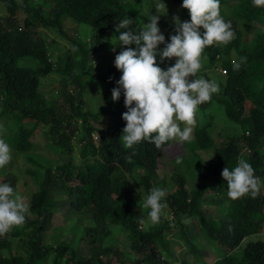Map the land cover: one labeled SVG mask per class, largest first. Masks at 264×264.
I'll list each match as a JSON object with an SVG mask.
<instances>
[{
    "label": "trees",
    "instance_id": "16d2710c",
    "mask_svg": "<svg viewBox=\"0 0 264 264\" xmlns=\"http://www.w3.org/2000/svg\"><path fill=\"white\" fill-rule=\"evenodd\" d=\"M0 1L8 14L0 16V122L12 156L26 157L33 166L41 165L32 152L39 146L32 138L40 128L47 135L46 149L53 148L59 155L66 150H79L82 156V162L77 163L70 157L61 162L55 155V170L42 164L41 180L33 166L25 169L38 188L30 196L24 224L0 236V264H177L180 257V264H264V239L241 245L247 236L263 230L264 186L255 197L245 195L233 200L228 197L227 183L221 176L224 167L231 169L243 158L252 165L254 175L264 181V8L253 6L251 0H239L234 5L230 0H220L221 15L231 22L235 38L227 45L208 46L202 53V68L205 58L209 60L206 65L222 59L226 78L218 81L221 86L211 99L198 107L193 141L189 143L194 152L215 148L216 153L207 162L197 157L199 171L192 187L183 172L173 173L176 188L165 197V215L158 224L150 222L146 230H140L148 212L143 207L144 199L150 189L160 184L159 154L172 142L161 148L141 142L135 152L123 146L120 137L126 121L122 113L127 110L124 96L121 93L116 102L111 98L121 72L114 65L95 72L92 57L99 56L98 51L117 33L116 25L122 18H141L140 29L149 16L133 10L126 0H23L27 16L21 19L18 15L23 6L18 0ZM224 9L231 11L229 15ZM182 13L190 20L187 9L183 8ZM66 17L92 26L90 42L78 32L68 35L63 26ZM40 20L50 29L57 27L60 36L71 37L72 44L65 55L59 53L53 58L49 54L46 40L37 29ZM247 21L253 23L250 26H254V35L242 42L240 25L247 28ZM158 26L161 29L167 24L159 20ZM174 27H168L166 40L175 34ZM25 57L35 60V67L23 65L21 59ZM174 62L167 61L161 67ZM202 68L196 77L203 73ZM52 71H60L66 87H75L80 94L86 87L92 89L102 82L104 105L85 110L83 100L77 102L72 89L62 91L63 94L53 91L58 99L63 95L64 101L49 105L48 92L40 91V75ZM204 76L208 79L206 73ZM104 117L106 126L101 121ZM224 126L241 129L243 134L230 137L219 147L215 142ZM74 139L80 143L78 150ZM90 154L95 158H89ZM4 172L6 177L0 183L10 184L16 192L17 173ZM54 194L70 201L71 207L80 211L78 215L89 213L92 224L85 229L71 226L68 240L61 241L60 232L59 237L46 241L45 231L57 208ZM205 204L217 206L221 214L207 216ZM33 214L35 218L31 217ZM187 220L198 224L207 244L210 239L216 240L213 249L208 247L214 255L213 262L202 255L197 238L185 231ZM171 228L175 232H169ZM123 232H130V243L125 246L118 244ZM106 238L111 243L104 246ZM85 239L93 245L78 248V242ZM172 240H176L177 247L185 242L182 255L172 254ZM225 247L229 249L225 251ZM129 254L135 258L128 259Z\"/></svg>",
    "mask_w": 264,
    "mask_h": 264
},
{
    "label": "clouds",
    "instance_id": "9594fccd",
    "mask_svg": "<svg viewBox=\"0 0 264 264\" xmlns=\"http://www.w3.org/2000/svg\"><path fill=\"white\" fill-rule=\"evenodd\" d=\"M251 2L255 7L264 8V0ZM161 5H164L163 0H157L155 7L158 13ZM180 7L188 10L190 20L181 21L178 16H174L175 34H170L167 40L158 26L160 17L157 14H150L148 21L140 26L138 32L130 27L133 20L127 16L116 25L119 33L116 44L122 50L115 55L113 64L121 72V76L116 81L117 86L111 90V98L116 102L123 93V103L127 110L122 113L126 124L120 138L123 146L133 152L141 142H150L157 148L171 142L190 143L191 126L196 122L198 107L218 91L214 81L195 77L202 68V53L206 47L227 45L235 38L232 24L221 15L220 0H182ZM172 58H175L174 63L161 67ZM222 71L226 73L224 67ZM54 92L57 93L56 90ZM178 122H183L185 127L181 128ZM2 133L3 125H0V169L12 159L11 146ZM198 151L210 152L198 149L195 153ZM213 155L214 153L207 159L203 158V161L207 162ZM181 156L176 160L180 163L178 166L186 163L188 157H184L183 153ZM221 176L227 183V195L233 200L245 195L255 197L264 186V181L254 175L252 165L243 158L231 169L224 167ZM175 188L174 185L173 189ZM173 189L168 195L163 188L149 190L143 207L148 209L146 220L151 224H158L161 216L165 215L164 210L168 208L165 197L171 195ZM216 209L219 210L217 206ZM28 211L23 197L10 184L0 183V236L8 233L14 226H22ZM206 215L209 216L207 213ZM143 224L139 225L140 230L144 229Z\"/></svg>",
    "mask_w": 264,
    "mask_h": 264
},
{
    "label": "rangeland",
    "instance_id": "374dc122",
    "mask_svg": "<svg viewBox=\"0 0 264 264\" xmlns=\"http://www.w3.org/2000/svg\"><path fill=\"white\" fill-rule=\"evenodd\" d=\"M23 6L24 2L23 0H18ZM128 4L132 5L133 10H140L143 15L149 16L150 14H157L159 15V20H163L166 22L167 26H175V23L173 21L174 16H178L181 21H187L186 18L184 17L182 11L183 8L180 7L181 1L178 0H163L164 5H161V8L159 9V12L156 10V1L151 2L149 0H126ZM230 2L234 5L235 3H238L239 0H230ZM50 8V5L47 7V9ZM7 9L4 6V2L0 1V16H7ZM231 11L224 9V13L226 15H229ZM19 18L24 19L27 16L26 12V7H21L19 10ZM52 17V15H51ZM130 18V17H128ZM131 19V18H130ZM141 21V18H138L136 20H133V24L130 25L131 28H133L135 31H139V22ZM250 24H253L251 22H246L244 25L247 26V28L242 27L243 25H240L241 27V33L239 32V35H242V42H244L247 38H251L254 35V26ZM64 29L67 31L68 35L70 36H75L76 32L79 33V36L82 37L84 41L90 42V38H92V35L94 33L92 26H90L87 23L84 22H79L76 21L73 18L66 17V20H64ZM162 27L166 29L164 31V34H168V27ZM57 28V27H55ZM55 28H49L44 25V23L40 20L37 25V29H39V35L42 38H45L46 43H47V49L49 54L53 58H57V55L59 53L66 54L67 50L71 46V37L70 39L60 36L58 34V31ZM126 29H121V31H125ZM77 33V35H78ZM81 34V35H80ZM119 33L117 32L114 36L110 38V42L108 41L107 45L105 47H102L98 52L99 56L92 57V63H93V69L95 72L101 71V70H106L109 67H111L115 58V55L118 54L122 48L116 44L117 40L116 37H118ZM73 38V37H72ZM116 44V45H114ZM113 48H115V51H113ZM126 48V47H125ZM235 57V56H233ZM175 60V58H172V61ZM205 62L203 63V68L200 76L195 77V78H200L203 77L205 78L204 74L206 73L208 76V80L214 81L218 88L219 84L221 86V83H219V80H225L226 74L222 71L223 67L221 66L223 60L222 59H215L211 61L212 65H206V62H209L207 58L204 60ZM21 63L23 65H29L32 67H35L36 61L32 60L31 58L25 57L21 59ZM102 64V67H101ZM40 91H46L47 93V98H48V104H60L63 100V95H60V98H56L55 96L52 95V92L54 90L57 91L59 94H63L62 91L68 90L76 93V101L78 102L79 99L81 98L84 102V109L87 110L88 108H95V110L100 109V106H103V96H102V88H103V83H98L95 84L94 86H91L92 89H89L88 87L85 88V90L82 91L80 94L79 89H76L75 87H66L64 84L65 81L63 80L62 73L60 71H52L49 74H41L40 75ZM54 89V90H53ZM42 92V91H41ZM64 101V100H63ZM67 106V105H66ZM94 110V109H93ZM101 111V110H100ZM107 117V116H106ZM196 114H195V121H196ZM101 121L105 124H107L106 118H102ZM3 123V122H2ZM180 124V127L183 128L185 127V124L183 122H178ZM100 126V123H98ZM1 125V122H0ZM192 127V138H193V125ZM4 133L5 130H4ZM243 134V131L238 128H231V126H224L219 135H217L215 145L216 146H222L224 142L229 139L232 136L239 137ZM5 135V134H4ZM35 143H38L39 146H36L35 149L32 150L33 155L36 156V160L42 165L46 164V166H51L52 169L55 166V163L53 162V157L59 153V151L56 153L55 149L50 148V150L46 149L45 147V142L47 141V135L44 131V128L37 129L35 132L34 137L32 138ZM193 141V139L191 140ZM263 147H264V139H263ZM73 145L74 147H77V150L79 148L80 143L77 142V139L73 140ZM184 154L185 156H188L186 159V163H181V167L178 166L176 160L177 158H182L181 154ZM189 153V154H187ZM198 156L195 155V152L190 149L189 147V142H185L184 144H179L176 142H172L167 148L163 149L160 154H159V159L161 162V166L158 170L159 174V179H160V184L159 188H163L166 190V195L171 193L172 189L174 188L173 181H172V175L174 172L179 173L183 172L189 179V184L193 185L194 180H195V174L199 171V159L204 160L207 159L211 156L212 153H215V148L210 150V152H205V151H198ZM44 158H43V157ZM74 159L77 161V163L82 162V156L79 150L77 152H69V150H66L64 154H58L57 158L63 161H67L68 158ZM89 158L93 159L95 158L93 155H89ZM175 157V158H174ZM198 157V158H197ZM204 158V159H203ZM38 163V164H39ZM33 166L31 164V161H29L26 157H14L12 156L11 161L9 162L8 165H6L4 168L0 169V182L6 177V172L8 170L15 171L18 176V183H17V190L16 193L19 194L20 196L23 197V201L25 204L29 203L30 196L34 191L37 190L38 184L34 180L31 174L26 172L25 169L34 167L38 171L39 178L44 176V170L42 169V166ZM182 169V170H181ZM55 170V169H54ZM174 190V189H173ZM209 198L211 196H208ZM54 200L56 202L57 208L55 209V213L53 215V221L51 222V226L47 228L45 231V240L49 241L51 237L54 236V238L59 237V233H62L61 236V241H64L65 239L68 240L69 237L68 235L71 234V226L76 225L77 227H86L88 224H92V216L89 213H83L82 215H78L80 211L77 209H73L71 207L70 201L67 199L63 198L61 195H56L54 194ZM203 210L207 212V214L210 216L212 212H216L219 215L221 212L216 209L215 206L205 204L203 206ZM147 215V213H146ZM145 215V216H146ZM218 216V215H217ZM32 218H35L36 216L33 214L31 215ZM74 218V219H73ZM150 221L146 220V217H144V229L145 227L148 228ZM61 224V225H60ZM59 225L62 227V230L59 228ZM92 227H98L99 225H94ZM97 228V229H98ZM178 231V229H176ZM169 232L173 233L175 232L174 229H169ZM185 231L187 234L193 238H197V242L199 243V246L201 247L202 255L207 258V260H211L213 262V257L209 250L208 247H211L213 249L216 246V240L210 239V243L207 244L199 227L198 224L194 222V220H188L186 221V228ZM71 236V235H69ZM126 237V239H125ZM78 239V236H77ZM120 239H122L118 244H122L125 246L126 243H130V232H123L120 236ZM259 239H264V225H263V230L261 233L255 234V235H250L246 237V239L241 243L242 247L245 246L247 243L251 241H256ZM173 243L171 244V248L173 251V255L175 254L176 256L182 255V252L186 249L185 247V242H181V246L177 247L175 242L176 240H172ZM106 246V244L111 243L108 238H106L103 242ZM116 244V243H115ZM86 245H93L90 242H88L87 239L85 240H80L77 244L78 248L84 249L83 246ZM123 247V246H122ZM228 247H225V251L228 250ZM217 254V252H215ZM127 257V256H126ZM134 255H128V259H134ZM182 257L178 259V263L180 264L182 261Z\"/></svg>",
    "mask_w": 264,
    "mask_h": 264
}]
</instances>
